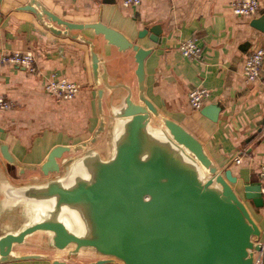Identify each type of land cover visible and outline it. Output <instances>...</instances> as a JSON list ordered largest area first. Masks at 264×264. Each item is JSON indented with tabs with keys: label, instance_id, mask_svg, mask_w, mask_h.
I'll list each match as a JSON object with an SVG mask.
<instances>
[{
	"label": "crops",
	"instance_id": "obj_1",
	"mask_svg": "<svg viewBox=\"0 0 264 264\" xmlns=\"http://www.w3.org/2000/svg\"><path fill=\"white\" fill-rule=\"evenodd\" d=\"M30 1L0 0V56L31 52L37 68L30 73L0 61V96L11 103L10 109L0 110V142L8 144L16 159L10 163L0 152V237L52 220V215L74 232L67 213L58 211L64 204L58 205L57 194L45 193L54 184L72 186L84 172H91L93 179L97 166L114 157L129 130L133 108L139 106L148 114L145 137L166 140L164 121L173 120L201 142L213 165L231 169L237 178L231 185L261 231L256 240L263 238L264 206L245 199L243 187L259 183L264 162V63L261 77L253 82H247L242 72L246 56L264 50V31L251 25L264 14V0H259L253 16L235 15L234 0H149L139 6H124L122 0H36L38 12L72 24H103L150 50L144 62L143 94L155 113L140 100L132 49L109 43L91 28L68 29L45 15L38 18L23 9ZM155 25L160 29L159 43L150 39V32L138 36ZM190 38L202 47L200 61L180 53V43ZM53 73L80 86L73 100L46 92L45 79ZM200 87L209 97L197 110L190 106L188 94ZM210 104L221 108L215 120L201 113ZM56 145L69 150L58 158L60 170L45 174L41 165ZM195 164L205 181L208 170ZM105 258L110 257L91 247L77 249L75 243L58 248L51 231L38 229L14 243L8 255L0 254V264H52L55 259L90 264ZM99 264L124 263L111 258Z\"/></svg>",
	"mask_w": 264,
	"mask_h": 264
},
{
	"label": "water",
	"instance_id": "obj_2",
	"mask_svg": "<svg viewBox=\"0 0 264 264\" xmlns=\"http://www.w3.org/2000/svg\"><path fill=\"white\" fill-rule=\"evenodd\" d=\"M40 4L31 0L23 7L68 29L91 28L121 49H132L137 63L136 75L140 100L148 111L155 113L145 98L144 62L150 50L132 44L120 32L103 24H72L50 12H38ZM264 31V14L251 22ZM159 26L145 28L138 36L151 33L150 39L159 43ZM98 60L93 58L97 72ZM103 91L98 92L99 104ZM220 107L205 106L201 113L217 119ZM141 113H137V112ZM126 137L119 143L114 157L97 166L89 182L72 188L54 184L45 197L57 194L59 204H72L81 209L89 235L71 232L59 220H42L25 227L19 233L0 237V254H9L14 243L38 229L53 233L54 245L65 248L91 247L110 258L90 264L105 263L117 258L124 264H253V250L260 249L256 238L260 229L245 202L231 183L237 178L230 168L218 169L205 153L201 142L181 124L166 119V140L150 139L143 135L147 111L134 107ZM103 129L101 124L99 131ZM69 147L56 145L41 165L43 173L59 171L58 158ZM177 150V151H176ZM4 159L16 163L5 142H0ZM198 163L210 176L202 181ZM245 199L257 207L264 206L260 183H246ZM52 264H70L55 259Z\"/></svg>",
	"mask_w": 264,
	"mask_h": 264
},
{
	"label": "built area",
	"instance_id": "obj_3",
	"mask_svg": "<svg viewBox=\"0 0 264 264\" xmlns=\"http://www.w3.org/2000/svg\"><path fill=\"white\" fill-rule=\"evenodd\" d=\"M149 0H122L124 6H139ZM260 8L259 0H234L231 3V9L235 15L253 16L257 14ZM180 53L183 57L200 61L203 59L202 47L194 38L187 39L179 45ZM1 63L22 66L30 73H36L35 56L31 52H12L0 56ZM264 63V50L259 49L249 53L243 65V77L247 82H253L261 77ZM264 84V81H263ZM44 88L47 93L62 100H73L80 91V86L70 80L58 77L56 74H50L44 82ZM209 92L206 88H196L189 92L188 101L192 108L201 109L208 100ZM11 103L0 96V110H8ZM239 162L240 158H236ZM259 183L261 193L264 196V162L259 168ZM260 249L253 250V264H264V237L256 240Z\"/></svg>",
	"mask_w": 264,
	"mask_h": 264
},
{
	"label": "flooded vegetation",
	"instance_id": "obj_4",
	"mask_svg": "<svg viewBox=\"0 0 264 264\" xmlns=\"http://www.w3.org/2000/svg\"><path fill=\"white\" fill-rule=\"evenodd\" d=\"M91 167V166H90ZM92 173H81L79 174V177L77 179H75L74 183L72 184V186L70 187H66V188H72L73 186H75L76 184L78 183H81V182H89L91 179H92ZM59 210H63V212L67 213V216L69 217V227H72V229L74 230V232L76 234H78L79 236H88L89 235V228H88V225H87V222L84 218V215L83 214H80L77 210H76V207L72 204H64V205H61L58 207V211ZM75 212L77 213V215H75ZM76 217V221L79 222V219H81L82 221V226L84 227V231L82 233H79L74 227H75V224L73 222V219H75ZM52 220H57V215H55L53 217V215L50 217ZM79 218V219H78Z\"/></svg>",
	"mask_w": 264,
	"mask_h": 264
},
{
	"label": "bare ground",
	"instance_id": "obj_5",
	"mask_svg": "<svg viewBox=\"0 0 264 264\" xmlns=\"http://www.w3.org/2000/svg\"><path fill=\"white\" fill-rule=\"evenodd\" d=\"M76 207V210L80 213V214H83L82 213V211H81V209L79 208V207H77V206H75ZM75 215H77V213L75 212ZM79 219V218H78ZM86 220V219H85ZM73 222H74V224H75V229L79 232V233H82L83 231H84V227L82 226L83 224H82V221H81V219H79V222H77L76 221V217H75V219H73Z\"/></svg>",
	"mask_w": 264,
	"mask_h": 264
}]
</instances>
